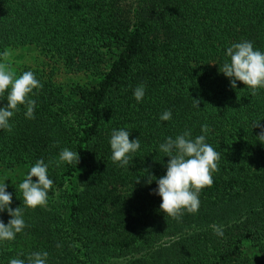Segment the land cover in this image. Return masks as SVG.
Instances as JSON below:
<instances>
[{
  "label": "trees",
  "instance_id": "trees-1",
  "mask_svg": "<svg viewBox=\"0 0 264 264\" xmlns=\"http://www.w3.org/2000/svg\"><path fill=\"white\" fill-rule=\"evenodd\" d=\"M244 40L264 52V0H0V53L32 45L48 61L16 72L33 71L43 84L30 94L35 118L18 105L12 130L0 129V169L25 168L5 184L27 225L0 241V264L43 251L47 264H264V143L253 127L264 125V88L253 96L219 70L227 48ZM57 64L84 80L59 83ZM205 123L219 171L199 211L176 220L160 210L149 174L166 175L170 157L159 145L167 137L191 130L194 139ZM121 128L141 145L125 167L111 159V133ZM63 148L79 163L57 166ZM39 159L51 161L54 184L47 206L33 209L18 186ZM11 218L0 212L5 224Z\"/></svg>",
  "mask_w": 264,
  "mask_h": 264
},
{
  "label": "clouds",
  "instance_id": "clouds-1",
  "mask_svg": "<svg viewBox=\"0 0 264 264\" xmlns=\"http://www.w3.org/2000/svg\"><path fill=\"white\" fill-rule=\"evenodd\" d=\"M227 56L230 62H225L220 67V72L231 79V87L236 88L237 81H242L251 88V95H257L259 88H264V52L254 49L252 41L244 40L233 43L227 48ZM11 52L5 50L0 53V97L10 88L7 95V105L0 107V129L11 131L10 118L18 111V105H25V116L34 119L36 101L30 97L34 89H42L43 84L36 78L33 71H25L17 77L10 63ZM137 102L143 100L145 85L141 83L134 90ZM200 101L194 99V106L199 107ZM172 117V111L166 110L160 116L162 121H168ZM261 120L254 122L253 127H260L259 141L264 143V125ZM203 135L192 138L191 130H186L173 139L167 137L164 143L159 145V151L170 157L167 162L166 175L157 178L149 174L148 183L157 180L158 188L153 189L155 194L162 198L160 210L166 216L180 220L186 211L195 214L199 211L201 201L199 194L205 187H211L214 183L213 174L219 171L218 164L221 154L213 146L206 142V134L211 131L207 123L202 125ZM59 142L57 141V144ZM55 146V145H54ZM110 146L112 150L111 159L121 167L129 166L132 159L131 153L140 148V140L130 139V132L121 128L114 129L111 133ZM80 154L63 148L59 153L56 165L67 162L68 164L79 163ZM51 163V161H49ZM49 163L39 159L30 168L26 178L19 184L23 194V205L35 209L37 206L46 207L48 203L49 190L52 189L54 181L49 178ZM147 170V169H146ZM33 177L38 180L34 181ZM136 182H139V178ZM6 184H0V212L5 209L12 217L7 224L0 219V241L14 240L17 233H21L26 227L24 213L21 207L13 209L12 193L6 191ZM213 231L218 236L224 232L220 226L213 225ZM57 247H60L58 244ZM48 252L31 253L27 261L13 258L9 264H47Z\"/></svg>",
  "mask_w": 264,
  "mask_h": 264
},
{
  "label": "rangeland",
  "instance_id": "rangeland-1",
  "mask_svg": "<svg viewBox=\"0 0 264 264\" xmlns=\"http://www.w3.org/2000/svg\"><path fill=\"white\" fill-rule=\"evenodd\" d=\"M6 49L11 52L10 63L15 73L22 68H43L48 64L46 57L37 47L32 45L9 46ZM54 78L59 83L66 84L72 81H83L85 75L80 72L66 71L62 66L57 64L54 67ZM24 174L25 168L23 167H16L9 171L0 169V184L8 182L16 184L21 181ZM109 264H119V259L113 260Z\"/></svg>",
  "mask_w": 264,
  "mask_h": 264
}]
</instances>
